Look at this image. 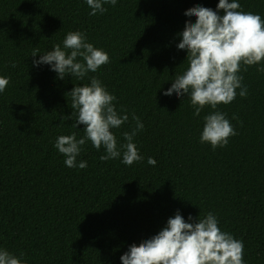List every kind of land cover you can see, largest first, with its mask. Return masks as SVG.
I'll list each match as a JSON object with an SVG mask.
<instances>
[{
    "label": "trees",
    "instance_id": "trees-1",
    "mask_svg": "<svg viewBox=\"0 0 264 264\" xmlns=\"http://www.w3.org/2000/svg\"><path fill=\"white\" fill-rule=\"evenodd\" d=\"M237 2L264 19V0ZM218 4L118 0L91 16L86 0H0V77L9 80L0 93V249L21 264H122L131 245L157 235L177 212L188 223L211 212L221 231L243 242L244 264H264V72L257 70L264 61L241 66L246 97L237 89L233 102L206 106L198 117L187 95L163 94L188 67L178 34L197 18L186 11ZM69 32L84 33L109 63L83 80L33 64L34 50L63 48ZM92 77L129 116L112 129L118 147L135 127L133 113L143 123L133 140L141 161H101L106 150L87 141L77 157L87 167L69 168L55 148L61 135L84 136V125L65 118L74 111L66 93ZM214 111L236 132L215 150L200 141Z\"/></svg>",
    "mask_w": 264,
    "mask_h": 264
},
{
    "label": "clouds",
    "instance_id": "clouds-1",
    "mask_svg": "<svg viewBox=\"0 0 264 264\" xmlns=\"http://www.w3.org/2000/svg\"><path fill=\"white\" fill-rule=\"evenodd\" d=\"M118 0H86L91 16L107 11L105 4L116 6ZM237 0H219L217 10L197 6L186 11L188 17L195 16V23L186 22L184 30L178 34L181 42L178 49L187 51L188 67L182 75L176 76L163 94L178 97L187 95L194 109V116L210 106L213 110L218 105H228L236 99L237 89L241 97L247 96V88L242 85L243 77L239 75L241 66H255L264 61V19L252 12L240 10ZM223 11V15L219 14ZM34 50L32 57L35 66L51 65L52 71L63 80L68 76L83 80L89 73H95L101 66L109 63V55L102 49L87 42L86 35L81 32H69L60 44L46 54L37 55ZM184 63V64H185ZM12 63V67H15ZM264 72V66L257 69ZM9 80L0 77V93L4 92ZM71 108L74 110L67 120L74 121L73 128L84 125V136L77 139L75 133L57 137L55 148L65 159L69 168L85 169L87 162L77 165L81 146L90 141L106 154L101 161L118 159L122 155V163L131 166L141 161L136 144L133 142L138 131L143 130V123L134 113L132 119L135 127L131 132H124L126 143L119 145L112 129L120 128L129 120L128 114L117 112L114 101L101 81L92 77L90 86H75L70 93ZM236 118L235 116L233 117ZM201 143H208L213 150L226 147L229 138L236 135L234 128L225 114L219 111L205 118ZM63 125H61L62 127ZM148 164L155 166L156 160L148 158ZM193 218L189 216V220ZM244 245L227 232L221 231L218 219L209 212L206 217L196 223L185 222L177 212L169 218L167 226L157 235L139 244H133L121 257L122 264H244ZM0 264H21V259L0 249Z\"/></svg>",
    "mask_w": 264,
    "mask_h": 264
}]
</instances>
